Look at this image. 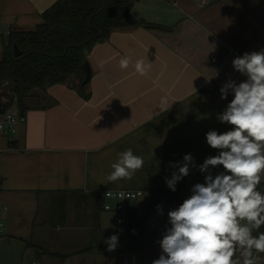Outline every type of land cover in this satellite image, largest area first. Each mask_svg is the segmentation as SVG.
Segmentation results:
<instances>
[{
	"label": "crops",
	"instance_id": "0c3cea01",
	"mask_svg": "<svg viewBox=\"0 0 264 264\" xmlns=\"http://www.w3.org/2000/svg\"><path fill=\"white\" fill-rule=\"evenodd\" d=\"M56 1L0 0V38L33 30ZM130 15L144 26L113 32L87 56L88 100L65 85L36 92L25 100L24 124L9 141L0 137V264H122L120 244L129 264H152L171 227L167 213L204 183L207 173L192 166L175 191L165 178L186 154L197 166L218 154L206 133L232 128L217 120L233 99L229 92L222 100L220 88L246 79L234 58L264 50V0H138ZM129 54L151 71L122 72ZM129 148L143 167L131 180L108 182ZM108 190L142 193L126 203L124 230L102 211L99 195ZM114 234L118 246L108 251Z\"/></svg>",
	"mask_w": 264,
	"mask_h": 264
},
{
	"label": "clouds",
	"instance_id": "9594fccd",
	"mask_svg": "<svg viewBox=\"0 0 264 264\" xmlns=\"http://www.w3.org/2000/svg\"><path fill=\"white\" fill-rule=\"evenodd\" d=\"M233 68L246 79L237 83L228 80L221 88V99L229 92L233 99L222 113L220 123L231 130L206 133L207 144L218 154L207 157L195 165L191 154L183 163L170 162L178 170L165 178L172 191L177 183L189 175L190 166L207 173L204 183H196L178 208L167 213L171 227L165 229L158 241L161 254L152 264H262L264 254V193L259 186L264 180V50L245 52L232 61ZM120 70L147 75L152 63L138 59L133 63L131 54L119 60ZM168 98L161 97V112L168 110ZM144 160L132 149L118 153L111 164L108 182L131 180L143 167ZM223 166L224 171L214 175L211 168ZM161 214L163 207L157 206ZM255 233V234H254ZM104 243L108 251L118 246V235L108 237Z\"/></svg>",
	"mask_w": 264,
	"mask_h": 264
},
{
	"label": "trees",
	"instance_id": "16d2710c",
	"mask_svg": "<svg viewBox=\"0 0 264 264\" xmlns=\"http://www.w3.org/2000/svg\"><path fill=\"white\" fill-rule=\"evenodd\" d=\"M137 1L57 0L33 30L11 31L0 38V88L9 81L14 84L13 106L23 113L27 98L55 85H65L88 100L87 56L113 32L144 26L130 15ZM14 45L21 53L18 57ZM259 190L264 193V183ZM259 231L264 232V226Z\"/></svg>",
	"mask_w": 264,
	"mask_h": 264
},
{
	"label": "built area",
	"instance_id": "2783aa9c",
	"mask_svg": "<svg viewBox=\"0 0 264 264\" xmlns=\"http://www.w3.org/2000/svg\"><path fill=\"white\" fill-rule=\"evenodd\" d=\"M201 5H207L209 0H199ZM14 102V100H13ZM14 103L8 107L4 114L0 115V137L6 138L8 141L16 133V127L25 122L24 115L20 113L14 106ZM139 191L125 190H108L100 193V198L103 201L102 211L107 213H115L118 217L116 224L124 230L125 227V209L126 203L136 200L141 196ZM122 251V264H129L126 257L125 247L119 245ZM37 264V263H32Z\"/></svg>",
	"mask_w": 264,
	"mask_h": 264
},
{
	"label": "water",
	"instance_id": "95a60500",
	"mask_svg": "<svg viewBox=\"0 0 264 264\" xmlns=\"http://www.w3.org/2000/svg\"><path fill=\"white\" fill-rule=\"evenodd\" d=\"M14 55L16 57L20 56L21 53L19 52L18 48L14 45L13 46ZM85 68L87 69V65H85ZM14 88V84L9 81L5 83L0 88V115L4 114V112L8 109L9 106L13 103V97L11 95V91ZM122 260V257H121Z\"/></svg>",
	"mask_w": 264,
	"mask_h": 264
},
{
	"label": "rangeland",
	"instance_id": "374dc122",
	"mask_svg": "<svg viewBox=\"0 0 264 264\" xmlns=\"http://www.w3.org/2000/svg\"><path fill=\"white\" fill-rule=\"evenodd\" d=\"M0 52H1V46H0Z\"/></svg>",
	"mask_w": 264,
	"mask_h": 264
}]
</instances>
